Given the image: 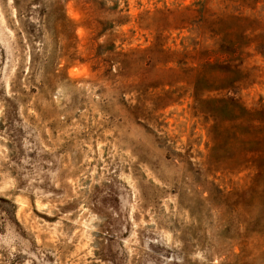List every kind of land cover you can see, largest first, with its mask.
<instances>
[{
	"label": "rangeland",
	"instance_id": "rangeland-1",
	"mask_svg": "<svg viewBox=\"0 0 264 264\" xmlns=\"http://www.w3.org/2000/svg\"><path fill=\"white\" fill-rule=\"evenodd\" d=\"M0 264H264V0H0Z\"/></svg>",
	"mask_w": 264,
	"mask_h": 264
}]
</instances>
